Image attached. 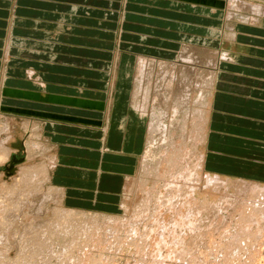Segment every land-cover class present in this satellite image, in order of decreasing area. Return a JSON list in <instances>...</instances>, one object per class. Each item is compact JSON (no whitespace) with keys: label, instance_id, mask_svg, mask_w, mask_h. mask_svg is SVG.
Returning a JSON list of instances; mask_svg holds the SVG:
<instances>
[{"label":"rangeland","instance_id":"374dc122","mask_svg":"<svg viewBox=\"0 0 264 264\" xmlns=\"http://www.w3.org/2000/svg\"><path fill=\"white\" fill-rule=\"evenodd\" d=\"M8 4L12 14L10 23L8 21V24L0 25V38L3 41L1 50H4L5 43L10 37L11 43L9 53L7 52L8 60H5V51L3 53L0 73H3V77L5 72L8 74V78H3L1 85L6 80L10 81L8 86H12L13 91H10L13 92V98L9 97L10 99L5 101V98L0 97V146L8 149L7 158L4 159L5 161H0V199L5 198L6 204L8 206L12 204V207L7 206L9 209L4 213L6 218L3 216L4 219L0 218L4 220L0 222L3 225L0 224L2 226H0V232L6 228V233L11 230L8 231V236L3 231L4 236L8 238L6 240L3 234H0V245L8 248L0 247V264H34V262L35 264H78L79 262V264H160V262L161 264H264V219L256 220V223L246 224L244 221L242 223L239 220L241 216L238 214L241 209L240 205L238 206L240 200L236 199L237 195L241 194H237V190L242 189L243 185L252 187L251 182H257V185L264 184V15L258 12L259 9H264V0H189L188 2L182 0H30V2L8 0ZM241 5H247L249 8L243 9ZM36 32L46 34V40L40 42L42 43L40 48L33 46V43H37L33 40H38L33 38ZM193 49L194 52H192ZM186 54L196 56L199 65L197 63V70L191 75L192 90L188 104L183 107V112H180L182 117L186 114L185 120L181 117L178 122L170 120L174 115L171 103L174 105V99L177 100L180 97L176 96L166 107L168 111L166 113L169 115L166 120L167 130L162 134L161 132L153 133L154 139L147 140L151 109L148 116H141L133 106L137 103V97L141 102L142 95L141 91L139 92L141 88L140 84L138 85L139 81L136 79L138 78L137 65L141 59L148 61L150 65L147 71L151 73L152 83L141 82L144 90L151 84L150 87H154L158 82L157 75L161 72L160 63H169L173 69L171 73L173 71L180 73L176 67L180 65L175 63L180 60L181 55L186 56ZM210 77H214V86L210 83ZM197 78L205 81L202 89L205 91L209 105L200 104L198 91L200 85L196 84ZM165 83L163 81L161 84L158 83L161 85L160 95L164 93ZM181 92L180 88L179 95ZM25 93H30L31 101L24 98L22 94ZM153 95L152 92L151 99ZM42 101L46 104L37 103ZM201 115H205L207 122L203 130L205 142L201 141L199 144L194 141L202 135L199 136L197 132L200 129L198 122L202 124L201 118L199 119ZM39 116H44L45 119H39ZM172 124L175 127H171ZM178 125H183V130L177 128ZM84 132H87L86 135ZM175 144L178 146H174ZM36 146L39 148L36 149ZM183 146L188 148L185 150L188 153V157L186 156L188 160L184 158L185 164L183 161V163L180 162L182 166H179V169H182L183 165L186 168L190 164H192L191 167L193 166L196 150L202 161L205 158L206 164L204 170L203 168L196 170L195 180L197 181H194L196 185L191 182L188 183L189 186L185 184L187 189H182L185 195L181 196L182 190L179 193L180 198L183 199L176 197L178 200L174 198V201L177 203L172 202L169 206L172 207L176 203L173 206L176 209L189 198L191 201V197L197 202L201 200L199 204L206 202L205 205L207 203V205H213L224 197H227L231 204H235L232 205L233 207L225 205L226 199H223L224 201L218 206L226 207V209L223 208L224 210L221 208L223 212L219 208L216 210L215 206H213L214 210L209 207L206 209L207 212L199 216L197 231L195 229L191 232L192 235L188 233L185 237L181 229H178L179 232L176 227L171 229L174 225L177 226L172 225V222L176 218L175 215L181 211L178 209L183 207H178L174 211L176 214L171 207H165L164 198L166 200L169 196L170 188L165 191L163 187L164 183V186L167 185L169 176L173 174L172 171L169 172L170 160L183 152ZM171 149L179 151L175 154L176 150ZM2 156L0 149V157ZM166 156L170 157L169 161ZM160 157L164 159L166 157L167 160H165L170 164ZM42 168L48 171L47 176L37 174L42 171ZM26 172L29 173L28 177ZM163 172L167 174H161ZM168 173L170 175L167 177ZM213 174L219 175L222 182L229 183L227 191L223 188L215 190L214 186L209 184V177L215 178ZM29 175L31 178L35 176L34 181ZM162 175L169 179H164L165 176L162 177ZM27 178L33 182L30 183V179L27 180ZM19 181L26 185L23 186ZM28 185H31V188ZM154 187H156L155 191ZM190 187L193 188L191 197L186 195ZM23 188H26L28 192H25ZM33 189L37 190V193ZM31 191L34 192L33 196H30ZM24 192L28 195V208L27 210L24 208L22 212H16L19 205L21 207V202L24 203L26 200ZM155 193H160V198L163 199L160 201L158 194ZM18 195L25 199L19 200ZM41 197H45L47 201ZM155 198L161 203L157 201L159 207L164 204L160 207V222L158 219L154 220L153 216L159 210L156 200H153ZM16 199L19 200V205ZM41 200L45 201L41 202L42 205H40ZM145 201L150 203L154 201L153 204H156L157 208L154 205L155 208H153L152 203L150 205ZM142 202H145L144 210L148 207L152 209L144 211L142 207H139L143 205ZM30 206L36 207L28 212ZM37 208H39L38 211ZM169 208L172 210L169 211ZM136 209H138L137 212ZM184 209L188 210V206L186 205ZM7 211L10 215H7ZM141 211L149 213L150 221L154 220L160 224V227L159 224L158 226L156 223L153 224L154 222L148 224L149 216H145L146 214ZM137 214L142 216L137 217ZM157 214L156 218H158ZM170 215H174L173 220ZM37 216L41 217L37 218ZM218 216L219 218L221 216V220ZM11 217L13 218L9 220ZM223 218L225 221L222 220ZM7 219L10 222L16 221L15 226L18 223V228L13 227L14 223L11 222L10 229L8 226L10 222ZM131 219H134L136 223L134 220L131 223ZM39 222L41 224H37ZM125 222L128 226L131 224L138 226V229L133 230L135 234L128 229L130 227H127ZM143 223L149 225L145 230ZM5 225H7L6 228ZM156 226L159 231L163 230L162 233L160 232L161 235L164 234L163 240L168 232L177 231L176 237L182 235L179 238H181L180 241H184V244L180 242L179 249L182 247L180 253L178 252L180 255L173 254L174 234H168L173 235L171 238L166 237L168 241L170 240L169 243L172 242L170 246L168 245L169 247L167 246L168 248L164 251L161 249V252L158 249L153 250L157 244L156 241L161 242L159 238V240L154 239L155 236L160 237V233L155 232L154 229L156 234L152 231L154 238L151 239L152 234L150 235L148 230ZM23 229L25 232L31 229L30 232L34 231V234L37 232L33 241L30 239L32 234L24 236ZM142 232L143 234L140 235ZM105 233V241L109 245L106 242L102 243ZM137 234L140 238L147 234L148 240L143 241L144 237L139 239ZM15 236H19L24 244L27 243L26 248H22L24 244H21L20 238L18 240ZM23 236L27 240L23 239ZM123 236L126 237L125 240ZM90 237L96 238L95 241ZM88 240L92 243H88ZM28 241L32 244L28 245ZM168 241L167 244H169ZM163 242L165 245L166 239ZM236 242L238 243L235 244ZM40 245H42L41 248ZM19 248L22 252L26 251L22 253ZM169 248L172 255L168 251ZM176 249H178L177 246ZM152 250L156 252L157 259L152 255L154 254ZM181 250H184L185 256ZM165 252L169 253V257ZM149 254L152 255L151 258ZM40 255L41 257L38 258ZM161 258L165 260L161 261Z\"/></svg>","mask_w":264,"mask_h":264},{"label":"bare ground","instance_id":"6f19581e","mask_svg":"<svg viewBox=\"0 0 264 264\" xmlns=\"http://www.w3.org/2000/svg\"><path fill=\"white\" fill-rule=\"evenodd\" d=\"M242 6V5H241ZM243 7V9H248L249 8V6H247V5H243L242 6ZM241 7V8H242ZM255 10H258V9H255ZM259 14H261V15H264V9H259ZM230 15V14H229ZM195 50L193 49V51L192 52H194ZM181 54V53H180ZM196 57V56H195ZM194 57V55L193 54H190V55H187L186 54V56H183V55H181L180 57H179V61L178 62H176L175 64H177V65H180V66H176L177 67V69H178V71H180V73L179 72H172L171 73V70H173V69H171V65L169 64V63H160V70H161V72H159V75H157L158 76V79H157V81L158 82H156V84H155V86L154 87H150V86H147L144 90H143V84H141V82H144V81H146L147 82V84L149 83V82H151V73H150V71H147V68H148V70H149V66L150 65H148V61H145L144 59H141L140 61H139V63H138V65H137V68H138V70H137V74H138V78H136L137 79V81H139L138 82V85L141 87V88H139V92H140V94L142 93V95H141V102H139L138 101V98L139 97H137L136 98V104L135 105H133L134 106V108H135V110L141 115V116H148V113L150 112V109H151V112H150V116H151V120L149 121V123H148V127H147V134H148V137H147V140H151V139H154L153 138V133H160L161 132V134L164 132V131H166L167 130V128H166V120L169 118V115L166 113V112H168L167 111V108L166 107H168L169 106V102L171 101V99L172 98H174V97H176V96H180L179 97V99H174V105H172V103H171V106H172V110H173V113H174V115L172 116V118L170 119L171 121H179L180 119H179V117H181V118H185V116H186V114H185V116H183L182 117V115H180V112L183 110V107H185V105H187L188 104V101H189V99H190V93H191V80H192V74L194 73V72H196V70H197V66L199 65V62H197V59ZM184 62V63H183ZM150 63V62H149ZM197 63H198V65H197ZM177 69H174L175 71H177ZM151 70V69H150ZM199 72V71H198ZM194 77V76H193ZM195 79V78H194ZM166 82L164 85H165V88L163 89L164 90V93H163V95H160V93H159V89H160V87H161V85H159V84H161V82ZM152 83V82H151ZM159 83V84H158ZM210 83H211V85H213V83H214V77L212 78V77H210ZM146 84V85H147ZM196 84L200 87V88H198V91H199V98H200V104H202V105H206V104H208L209 105V103H208V99H207V97H206V95H205V91L202 89V85H204L205 84V81H201L199 78H197V80H196ZM135 88H136V86H135ZM180 88H181V94L179 95V90H180ZM136 91V90H135ZM153 92V98L151 99V93ZM177 92H178V94H177ZM136 95H137V93H136ZM183 95V96H182ZM161 97H163V99L161 98ZM185 99V100H184ZM207 105V106H208ZM163 106H164V108H163ZM183 112V111H182ZM200 114H201V112H200ZM203 114V113H202ZM149 118V117H148ZM201 118V119H200ZM179 119V120H178ZM199 119L202 121V124L200 125L199 124V122H198V127L200 128L197 132H198V134H199V136H200V138L199 139H197L196 141H194V142H196V143H201V141L204 143L205 142V135L203 134V130H204V126L206 125V122H207V118H205V115H201V117H199ZM185 120V119H184ZM170 121V122H171ZM182 122H183V120H182ZM180 125H181V123H180ZM185 125V124H184ZM200 125V126H199ZM179 126V125H178ZM177 126V128H179L180 130H183V125L182 126H179L178 127ZM186 126V125H185ZM171 127H175L173 124L171 125ZM182 127V128H181ZM1 132V131H0ZM165 133V132H164ZM183 134V133H182ZM156 135V134H155ZM196 135H197V133H196ZM204 135V136H203ZM198 137V136H197ZM171 139V138H170ZM182 139V138H181ZM183 140V139H182ZM195 140V139H194ZM151 142V141H150ZM178 142V141H177ZM177 142H175V143H177ZM180 142V141H179ZM183 142V141H182ZM174 143V142H173ZM181 145H182V143H180ZM179 144V145H180ZM1 145V144H0ZM173 145V144H172ZM171 145V146H172ZM177 144H175L174 146H176ZM4 146V145H3ZM154 146V145H153ZM178 146V145H177ZM176 146V147H177ZM195 146V145H194ZM7 147V146H6ZM180 147V146H179ZM184 147V146H183ZM182 147V148H183ZM34 148H35V146H34ZM39 147L38 146H36V149H38ZM185 148V147H184ZM183 148V152H181V153H178L177 151H179V150H177V149H179V148H177V149H171L172 151H174V150H176V153L175 154H177V157L176 158H174L173 159V157H175L176 155L174 154V153H172V154H174L175 156H173L172 154V158H171V160H170V157H167V159H168V161L170 160L171 162V166H170V168H169V165H168V168L170 169L169 170V172H171L172 171V175L171 176H169L170 175V173H168V175H167V177L169 176L170 177V179L169 178H167L165 175H162V177L163 176H165L164 177V179L165 178H167V179H169L167 182H166V184L167 185H165L164 186V184H163V187L165 188V191H166V189L168 188H170V190L168 191V193L170 192V194H169V196H167L168 195V193H167V195H165V196H167L166 197V200H165V198H164V201H165V207L166 206H168V207H171V206H169L170 204H172V202H176L177 203V201H174L175 199H177L176 197H179L180 198V196L179 195H181V194H179V193H181V190L182 189H185V184H187L188 185V183L189 182H191V183H193V184H195L196 185V183L194 182V181H197V180H195L196 179V175H195V173L201 168H203V161L201 160V157H200V155H197L198 153V150H194L195 152H194V154L196 155L195 156V159H194V157H192L191 156V154H190V156H191V158H193L195 161V163L193 164V166L191 167L190 165H192V164H190V165H188V162L186 163L188 166H190V168L187 166V168H186V166L185 165H183V167L185 166V168L183 169V167H182V169H179L181 166H180V162H182L183 161V159L184 158H187L188 157V153L187 152H185V150H188V148L186 147L185 149ZM0 149H1V153L3 154V156H2V158L0 157V161H2V160H4L5 158H7V156H8V152H7V150L8 149H6V148H4V147H2V146H0ZM191 149V148H190ZM190 149H189V152H190ZM194 149V148H193ZM32 151V150H31ZM167 151V150H166ZM180 151H181V149H180ZM191 151H192V149H191ZM201 151V150H200ZM169 152H171V151H169ZM192 153V152H191ZM166 154V153H165ZM194 154H192V155H194ZM171 155H169V156H171ZM165 156V155H164ZM187 156V157H186ZM189 156V157H190ZM163 157V156H162ZM162 157H160V158H162ZM166 157H165V159H166ZM162 159H164V158H162ZM163 160L164 162H167V164H170V163H168V161H166V160ZM185 160V159H184ZM186 160H188V158L186 159ZM5 161V160H4ZM191 161V160H190ZM184 162V161H183ZM182 162V163H183ZM189 163H191V162H189ZM158 164H159V162H158ZM162 164V163H161ZM165 165H167L166 163H164ZM163 164V165H164ZM184 164H185V162H184ZM180 166V167H179ZM159 167V165L157 166V168ZM165 167H167V166H165ZM164 167V168H165ZM171 167H172V169H171ZM168 168H165V169H167L168 170ZM160 169V168H159ZM162 169H163V167H162ZM174 169V170H173ZM44 170V171H43ZM147 170V169H146ZM152 171H153V169H151ZM197 170V171H196ZM148 171V170H147ZM159 171V170H158ZM158 171H156V173H158ZM164 171H166V170H164ZM34 172V171H33ZM36 172V171H35ZM47 170H45L44 168H42V171L40 172V173H38L37 172V174H39L40 176L41 175H45V176H47ZM27 173V177H28V172H26ZM155 173V174H156ZM160 173V172H159ZM167 174L166 172H163V173H161V174ZM23 175H25V174H23ZM33 175V174H32ZM34 175L36 176V174L34 173ZM38 175V176H39ZM154 175V174H153ZM157 175V174H156ZM159 175V174H158ZM209 175V174H208ZM212 175V174H211ZM30 176V175H29ZM35 176H32V178H31V176H30V178L34 181V179L36 178V180H38L37 179V176L35 177ZM44 176V177H45ZM160 176V175H159ZM24 176H22V178H23ZM33 177H35L34 179H33ZM198 177V176H197ZM25 178V177H24ZM30 178H27V180L28 179H30ZM43 178V177H42ZM157 178V177H156ZM199 178V177H198ZM30 179V183L31 182H33L32 180ZM44 179V178H43ZM46 179V178H45ZM48 179V178H47ZM46 179V180H47ZM166 179V180H167ZM206 179V178H205ZM25 181H26V179H24ZM24 180H23V182H24ZM35 180V181H36ZM159 180V179H158ZM209 184H212L213 186H214V189L215 190H217V189H221V188H223L224 190H228V184L225 182H222L221 181V179L219 178V177H215V178H210L209 177ZM43 181V180H42ZM199 181V180H198ZM19 182H21L22 183V181H19ZM29 182V181H28ZM41 182V181H40ZM157 182V181H156ZM229 182V181H228ZM243 182V181H242ZM24 183H26V182H24ZM30 183H28V184H30ZM255 183V182H254ZM23 184V183H22ZM27 184V183H26ZM26 184H23V186L24 185H26ZM34 184V183H33ZM37 184V183H36ZM40 184V183H39ZM208 184V183H207ZM237 184V183H236ZM235 184V185H236ZM240 184V183H239ZM21 185V184H20ZM192 185V184H191ZM190 185V186H191ZM232 185V184H231ZM22 185H21V187H23ZM29 187L31 186V185H28ZM33 186V185H32ZM35 186V185H34ZM41 186V185H40ZM154 186H156V185H154ZM158 186V185H157ZM160 186V185H159ZM189 186V185H188ZM193 186V185H192ZM207 186H209V185H207ZM36 187V186H35ZM237 187L238 188H240L238 185H237ZM236 187V188H237ZM246 187V188H245ZM27 188V187H26ZM26 188H23V190L26 192L27 190H26ZM31 188V187H30ZM29 188V189H30ZM37 189H39L38 187H36ZM155 188L156 187H154L153 189H154V191H155ZM158 188V187H157ZM160 188V187H159ZM194 188H196V187H194ZM212 189H213V187H211ZM141 189V188H140ZM147 189V188H146ZM163 189V188H162ZM167 189V190H168ZM187 189V188H186ZM185 189V190H186ZM189 189V188H188ZM197 189V188H196ZM195 189V190H196ZM22 190V191H23ZM31 190V189H30ZM34 191H36V193H37V190H35V189H33ZM40 190H41V187H40ZM40 190H38V191H40ZM58 190V189H57ZM160 190V189H159ZM158 190V191H159ZM147 191V190H146ZM150 191V190H149ZM157 191V192H158ZM164 191V192H165ZM183 191L184 190H182V195L181 196H184L185 195V193H184V195H183ZM193 188L192 187H190V189L187 191L188 193L186 194V195H189L190 197H191V195L193 194ZM238 191V193L237 194H240V195H237V197L236 196H234V197H236V199L237 200H240V203L238 204V206L241 208L239 211H238V214H240V219L239 220H241V222L242 221H244L246 224H248L249 222H255L256 220H262V219H264V185H257V184H252V187L251 186H249L248 185V187L247 186H245V185H243V188L242 189H238L237 190ZM237 191H235V192H237ZM24 192V194H25V196H26V200H25V202L24 203H22L21 202V207H20V205H19V203L20 202H18L19 200H21L22 198H24V197H19V195H18V198H19V200H17L16 199V201L18 202V205H19V208H17L16 210V212H22L23 211V209L25 208H28V204H29V199H28V195H26V193ZM28 192V191H27ZM30 192V191H29ZM42 192V191H41ZM55 192V191H54ZM163 192V191H162ZM163 192V193H164ZM186 192V191H185ZM218 192H219V190H218ZM34 192H32L31 191V194H30V196H33L34 194H33ZM38 193H40V192H38ZM56 193V192H55ZM59 193V192H58ZM24 194H21V195H24ZM54 194V193H53ZM53 194H51V195H53ZM146 194V193H145ZM150 194V193H149ZM156 194V193H155ZM158 194V193H157ZM156 194V195H157ZM160 194V193H159ZM158 194V199L160 198V195ZM162 194V193H161ZM219 194V193H218ZM223 194V193H222ZM11 195H14V194H12L11 193ZM10 195V196H11ZM45 195V194H44ZM49 195H50V193H49ZM48 195V196H49ZM54 195H56V194H54ZM154 195V194H153ZM196 195V194H195ZM147 196V195H146ZM150 196H151V194H150ZM161 196H163V195H161ZM226 196H227V194H226ZM14 197V196H13ZM157 197V196H156ZM186 197V199H187V196H185ZM184 197V198H185ZM208 197V196H207ZM223 197V196H222ZM16 198V197H15ZM15 198H13V199H15ZM42 198V197H41ZM44 198L45 197H43L42 199L44 200ZM53 198V197H52ZM175 198V199H174ZM182 198V197H181ZM180 198V199H181ZM189 198V197H188ZM227 198V197H226ZM225 197L223 198V199H226ZM7 199H9V197L7 198ZM25 199V198H24ZM46 199V198H45ZM48 199H50L49 197H48ZM158 199L156 200V198L155 199H153L155 202H157L158 201ZM161 199H163L162 197L159 199L160 201H161ZM183 199V198H182ZM186 199H184V200H186ZM205 199V198H204ZM223 199H221L220 198V201L219 202H215L213 205H211V204H209V205H205V200H202V201H204L205 203H200L199 204V202L201 201H198L197 202V200L194 198V200H193V198L191 197V201H190V198L188 199V201H184L185 203H181L178 207L180 208H182L183 207V209H178V211L179 210H181V211H177L178 213H177V215H175L176 214V212H174V211H176V209L178 208H176L175 209V207H173L176 203H174L173 205H172V211H173V213H175L174 215L176 216V218H174V222H172V225L173 224H176L177 226H175L174 225V228H171V229H175V227L177 228V231H178V229H181V233H182V235L184 234V237L185 236H187V234L188 233H191L192 231H194L195 229H196V231H197V228H196V226L198 225V220H200L199 219V216L203 213V212H207V210L206 209H209V207H210V209L211 208H213V210H214V207L213 206H215V208H216V210H217V208H219L220 210H221V208L223 209V208H225L226 209V207L224 206H222V204H221V208L220 207H218V206H220L219 204H220V202H222V201H224ZM233 199V198H232ZM231 199V200H232ZM235 199V200H236ZM5 198L3 199H0V218H3L4 217V213L6 212V210H8L9 208H7V204H6V202H5ZM10 200H12L11 198H10ZM148 200H151V199H149L148 198ZM178 200V199H177ZM219 200V199H218ZM234 200V199H233ZM236 200V201H237ZM9 201V200H8ZM46 201H47V199H46ZM154 201H153V203H154ZM160 201H158L159 202V204H161L160 203ZM182 201V200H181ZM13 202V201H12ZM43 203V202H45V201H40V203ZM48 202H49V200H48ZM146 202V201H145ZM145 202H142L143 203V205H141V206H139L140 208L142 207L143 208V206H144V203ZM158 202H157V205L156 206H158L159 204H158ZM8 203V202H7ZM16 202H14V204H15ZM42 203L40 204V205H42ZM147 204L148 203H150V201L149 202H146ZM152 203V202H151ZM151 203H150V205H151ZM152 203V206L154 205ZM225 205H228V206H232V205H235L234 203L233 204H231V201L230 200H228V199H226L225 200ZM224 203H223V205H224ZM238 203V202H237ZM9 204H11V203H9ZM48 204V203H47ZM146 204V205H147ZM184 204H186L187 206H188V210H185L184 209V207H186V205L185 206H183ZM12 205V204H11ZM11 205H9V206H11ZM16 205H17V203H16ZM17 205V206H18ZM40 205H39V208H40ZM149 205V206H150ZM154 205V206H155ZM178 205V204H177ZM8 206V207H9ZM15 206V205H14ZM13 206V207H14ZM45 206V205H44ZM44 206H42V207H44ZM153 206V208H155ZM163 206H164V204H163ZM163 206H160V207H163ZM212 206V207H211ZM12 207V206H11ZM10 207V208H11ZM31 207V206H30ZM36 207V206H35ZM35 207H31V208H29V210H28V212H30V209H32V208H35ZM41 207V208H42ZM145 207V206H144ZM159 207V206H158ZM160 207H159V212H160ZM167 207V208H168ZM233 207V206H232ZM238 207V208H239ZM15 208H16V206H15ZM39 208H37V211H38V209ZM157 208V207H156ZM14 209V208H13ZM148 209H150L149 207H148ZM148 209H145L146 210V212L148 211ZM152 209V208H151ZM150 209V210H151ZM163 209V208H162ZM218 209V210H219ZM232 209V208H231ZM11 210V209H10ZM27 210V209H26ZM137 210L138 209H136V212H137ZM143 210H144V208H143ZM144 210V211H145ZM149 210V211H150ZM154 210V209H153ZM170 210V208H169V211H171ZM212 210V209H211ZM224 210V209H223ZM34 211V210H33ZM35 211H36V209H35ZM34 211V212H35ZM41 211V213H43L42 212V209L40 210ZM156 211V210H155ZM158 211H156L155 212V214L153 215L154 216V220H157L158 219V221H159V215H161V212H160V214H159V212ZM163 211V210H162ZM168 211V212H169ZM210 210H208V212H209ZM222 211V210H221ZM235 211V210H234ZM9 212H11V211H9ZM45 212V211H44ZM135 212V213H136ZM139 212V211H138ZM141 212H143V211H141ZM146 212H143V213H145L146 214ZM151 212V211H150ZM153 212V211H152ZM166 212H167V209H166ZM165 212V213H166ZM167 212V213H168ZM212 213H214L213 211H211ZM217 211H215V213H216ZM223 212V211H222ZM221 212V213H222ZM7 213H8V211H7ZM53 213V212H52ZM142 213V214H143ZM158 213V214H157ZM162 213H164V212H162ZM173 213H171V214H173ZM220 213V212H219ZM236 213V212H235ZM20 214V213H19ZM38 214H40V213H38ZM45 214V213H44ZM61 214V213H60ZM66 214V213H65ZM70 214V213H69ZM142 214H141V216H142ZM144 214V215H145ZM158 215L157 217L158 218H156V216L155 215ZM169 214V213H168ZM208 215L209 213H205V215ZM7 215H10L9 213L7 214ZM12 215V214H11ZM15 215V217H16V214H14ZM13 215V216H14ZM31 215H33V214H31ZM67 215V214H66ZM65 215V216H66ZM138 215V214H137ZM136 215V216H137ZM174 215H170V217H171V219L173 218V216ZM203 215V214H202ZM210 215V214H209ZM217 215H218V212H217ZM3 216V217H2ZM22 216V215H21ZM43 216V215H42ZM57 216V215H56ZM72 216V215H71ZM136 216H134V217H136ZM141 216H137V217H141ZM145 216H149V213H147ZM145 216H143L144 218H146ZM152 216V217H153ZM228 216V215H227ZM19 217V216H18ZM27 217V216H26ZM32 217H34V216H32ZM41 217V216H40ZM40 217H38L37 216V218H40ZM70 217V216H69ZM132 217V216H131ZM133 217V218H134ZM161 217V216H160ZM4 218H6V217H4ZM3 218V219H4ZM9 218V217H8ZM13 217H11L9 220H11ZM17 218V217H16ZM35 218H36V216H35ZM57 218H58V216H57ZM56 218V219H57ZM128 218V217H127ZM144 218H140V219H144ZM149 218V221H148V224H149V222H151L150 221V219H151V217L149 216L148 217ZM202 218V217H201ZM211 218H212V216H211ZM214 218V217H213ZM218 218H219V216H218ZM218 218H216V219H218ZM225 218V217H224ZM224 218L222 219V220H224ZM2 219V220H3ZM45 219V218H44ZM63 219V218H62ZM135 219H137V218H135ZM140 219H138V220H140ZM170 219V218H169ZM231 219V218H230ZM229 219V220H230ZM2 220H0V222L2 221ZM8 220V219H7ZM8 220V221H9ZM14 220H15V218H14ZM13 220V221H14ZM30 220V219H29ZM31 220H35V219H31ZM30 220V221H31ZM41 220H43L42 218H41ZM132 220V222L131 223H133V220L134 219H131ZM147 220V219H146ZM154 220H152V222L151 223H153V224H155L156 222L154 221ZM161 220V219H160ZM173 220V219H172ZM219 220H221V216H220V218H219ZM4 221V220H3ZM6 221V220H5ZM11 221L12 223H14V224H12L13 225V227L15 226V222L16 221ZM52 221V220H51ZM119 221V220H118ZM128 221V222H129ZM137 221V220H136ZM142 221V220H141ZM157 221V222H158ZM171 221V220H170ZM217 221V220H216ZM225 221V220H224ZM10 222V221H9ZM11 222L10 223H8V226L10 227V225H11ZM36 222V221H35ZM35 222H33V224L35 223ZM49 222V221H48ZM127 222V221H126ZM125 222V223H126ZM138 222H140V221H138ZM160 222V221H159ZM209 222H210V220H209ZM218 222V221H217ZM216 222V223H217ZM223 222V221H222ZM237 222H239V221H237ZM258 222V221H257ZM5 223H7V221L5 222ZM4 222H3V224H5ZM47 223V222H46ZM45 223V224H46ZM64 223V222H63ZM97 223H98V221H97ZM101 223V222H100ZM119 224H120V222H118ZM134 223H136L135 222V220H134ZM171 223V222H170ZM213 222H211V224H212ZM215 223V224H216ZM225 223V222H224ZM236 223V222H235ZM243 223V222H242ZM244 223V224H245ZM256 223V222H255ZM1 224V223H0ZM10 224V225H9ZM37 224H41L40 222L39 223H37ZM36 224V225H37ZM109 224V223H108ZM123 224V221H122V223H121V225ZM127 224V223H126ZM144 224V223H143ZM158 224L159 223H156V225L158 226ZM234 224V223H233ZM239 224V223H238ZM250 224V223H249ZM254 224V223H253ZM2 225V224H1ZM0 225V226H1ZM17 225H18V223H17ZM17 225L15 226V227H17ZM23 225V224H22ZM25 225V224H24ZM47 225V224H46ZM50 225H52V224H50ZM57 225V224H56ZM64 225V224H63ZM111 225V224H110ZM109 225V226H110ZM132 225H134V224H131V225H129L128 226V224H127V227H130V228H128L129 230H132L131 232L132 233H134V229H138L137 227V225L136 226H132ZM3 226V225H2ZM1 226V227H2ZM28 226H30L29 225V223H28ZM32 226V225H31ZM34 226V225H33ZM48 226V225H47ZM114 226V225H113ZM126 226V225H125ZM145 226V227H144ZM144 230H145V228L146 227H148L147 225H145L144 224ZM156 226V228H154V227H152L153 229L152 230H148L147 232L151 235L152 234V231L155 229V232L157 231V232H161V231H163L162 229L159 231L158 229V227ZM161 226H164V225H161ZM170 226V225H169ZM212 226V225H211ZM221 226V225H220ZM227 228H228V226L227 225H225ZM250 226V225H249ZM248 226V227H249ZM252 226V225H251ZM7 227V225H5V228ZM8 227V228H9ZM12 227V226H11ZM11 227H10V229H11ZM25 227V226H24ZM24 227H22V228H24ZM41 227V226H40ZM60 227V226H59ZM74 227V226H73ZM90 226H88V228H89ZM151 227V226H150ZM159 227H160V224H159ZM171 227V226H170ZM173 227V226H172ZM180 227V228H179ZM242 227V226H241ZM246 227V226H245ZM4 228V227H3ZM4 228V229H5ZM18 228V227H17ZM29 228H31V227H29ZM35 228V227H34ZM33 228V229H34ZM44 228H46V226L44 227ZM93 228H94V226H93ZM112 228V227H111ZM123 228V227H122ZM126 228V227H125ZM164 228H165V226H164ZM220 228V227H219ZM238 228H240V227H238ZM1 229V228H0ZM14 228H12V230H13ZM26 229H27V227H26ZM32 229V230H33ZM67 229V228H66ZM81 229V228H80ZM91 229V228H90ZM108 229V228H107ZM113 229H115V226H114V228ZM124 229V228H123ZM127 229V228H126ZM143 229V228H142ZM157 229V230H156ZM167 229H168V225H167ZM216 229V228H215ZM221 229V228H220ZM242 229H243V227H242ZM257 229V228H256ZM5 230H7V228L5 229ZM5 230H2V232H0V234L2 233L3 234V231H4V234H8V231H11V230H8L7 231V233L5 232ZM15 230H16V228H15ZM24 230V229H23ZM38 229H36V231H37ZM48 230V229H47ZM109 230V229H108ZM206 230V229H205ZM219 230V229H218ZM224 230H228V229H225L224 228ZM31 231V229L29 230H27L26 232H28L27 234H25L26 232H25V230H24V236L26 235V236H28V235H30V232ZM35 231V232H36ZM40 231V230H39ZM43 231V230H42ZM91 231V230H90ZM96 231V230H95ZM110 231H111V229H110ZM127 231V230H126ZM167 231V230H166ZM171 231V230H170ZM176 231V232H177ZM180 231V230H179ZM178 231V232H179ZM203 231V230H202ZM220 231V230H219ZM218 231V232H219ZM247 231H249L248 229H247ZM254 231V230H253ZM256 231V230H255ZM23 232V231H22ZM34 232V231H33ZM31 233L32 235V237H30V239H31V241H33L32 239H33V237H34V235L35 234H37V232L34 234V233ZM45 232H46V230H45ZM48 232V231H47ZM97 232V231H96ZM130 232V233H131ZM135 232H136V230H135ZM144 232V231H143ZM143 232L140 234V235H142L143 234ZM146 232V231H145ZM154 231H153V233H155ZM174 232V231H173ZM167 233L166 234V237L167 236H170V235H168V234H174V238L172 237V241L174 240V246H175V249H173L174 250V252H173V254H175L176 255V253H178L179 251H180V249H182V247H180V249H179V246L181 245L180 244V242H182V240L180 241V239L181 238H179L180 236H182V235H180V236H177L176 237V232H174V233ZM208 232H210V230L208 231ZM214 232V231H213ZM241 232V231H240ZM240 232H239V234H240ZM257 232V231H256ZM255 232V233H256ZM17 233V232H16ZM44 233V232H43ZM54 233V232H53ZM58 233V232H57ZM68 233H69V231H68ZM79 233V232H78ZM84 233V232H83ZM88 232H86V234H87ZM126 233V232H125ZM129 232H127V234H130ZM131 233V235H133ZM136 233H138V232H136ZM147 233V234H148ZM162 233V232H161ZM161 233H160V237L162 236V235H164V234H162L161 235ZM200 233V232H199ZM199 233H197L198 235H199ZM212 233V232H211ZM222 233V232H221ZM252 233V232H251ZM4 234H3V236H4ZM45 234V233H44ZM49 234V233H48ZM47 234V235H48ZM79 234H81V233H79ZM85 234V233H84ZM89 234V233H88ZM91 234V233H90ZM115 234V233H114ZM118 234H120L119 233V231H118ZM118 234H117V236H118ZM126 234V235H127ZM135 234V233H134ZM139 234V233H138ZM137 234V236H139V239H143V237L144 236H142L141 238H140V235H138ZM146 234V235H147ZM156 234V233H155ZM205 234V233H204ZM206 234H207V232H206ZM213 234V233H212ZM211 234V235H212ZM226 234V233H225ZM225 234H224V236H225ZM238 234V235H239ZM242 234V233H241ZM249 234V233H248ZM247 234V235H248ZM262 234V233H261ZM19 235H20V233H19ZM21 235H22V233H21ZM51 235V234H50ZM75 235V234H74ZM99 235V234H98ZM108 235V234H107ZM109 235L111 236V234L109 233ZM113 235V234H112ZM125 235V234H124ZM146 235H145V237H144V239H143V241L145 240V239H147L148 240V237H146ZM149 235V236H150ZM191 235H192V233H191ZM190 235V236H191ZM231 234H229V236H230ZM233 235V234H232ZM237 235V234H236ZM236 235H234V236H236ZM252 235V234H251ZM255 235H257V234H255ZM264 235V234H263ZM8 236V235H7ZM23 236V237H24ZM78 236V235H77ZM84 236V235H83ZM91 236V235H90ZM104 236H106V233H105V235H103V237ZM114 236V235H113ZM129 236V235H128ZM128 236H127V238H128ZM136 236V237H137ZM158 236V235H157ZM171 236H173V235H171ZM171 236H170V238H171ZM195 236H197V235H195ZM220 236V235H219ZM223 236V235H222ZM226 236H228V235H226ZM250 236V235H249ZM252 236H254V235H252ZM259 236V235H258ZM1 237H2V235H1ZM5 237V236H4ZM16 237V236H15ZM14 237V238H15ZM18 237V240H19V236H17ZM16 237V238H17ZM22 237V236H21ZM36 237H37V235H36ZM41 237V236H40ZM58 237V236H57ZM64 237V236H63ZM87 237V236H86ZM89 237V236H88ZM99 237V236H98ZM102 237V236H101ZM115 237V236H114ZM124 237V236H123ZM131 237H133V236H131ZM160 237H156L155 236V238L153 237V234H152V237H150L151 239H157V240H159V241H161V242H157L156 241V243H154V242H152V244H156L155 245V247H153V250H155V249H158V250H160V252H161V249H163V251H164V249H166V248H168L169 246H170V244L172 243H169V241H168V239L165 237L164 238V240H163V237L164 236H162V238H160ZM237 237V236H236ZM242 237V236H241ZM247 237V236H246ZM245 237V238H246ZM251 237V236H250ZM10 238V237H9ZM27 238V237H26ZM35 238V237H34ZM74 238V237H73ZM80 238V237H79ZM91 239H93L92 237H90ZM113 238V237H112ZM111 238V239H112ZM125 238L126 237H124L123 239L125 240ZM134 238V237H133ZM159 238V239H158ZM198 238V237H197ZM196 238V239H197ZM201 238V237H200ZM199 238V239H200ZM220 238V237H219ZM239 238V237H238ZM253 238V237H252ZM255 238V237H254ZM6 239H8V238H6L5 237V240ZM12 239V238H11ZM23 239H25V237L23 238ZM38 239V238H37ZM42 239V238H41ZM40 239V240H41ZM45 239H46V237H45ZM85 239V238H84ZM88 239V238H87ZM94 239H96V238H94ZM93 239V241H95ZM109 240H110V237L108 238ZM114 239V238H113ZM119 239V238H118ZM137 239V238H136ZM165 239H166V244H167V241H168V243L169 244H165L164 245V242L163 241H165ZM183 239V238H182ZM188 239H190L191 240V238H188ZM237 239V238H236ZM250 239V238H249ZM1 240H3V238L1 239ZM25 240H27V239H25ZM28 240H29V238H28ZM39 240V241H40ZM80 240V239H79ZM101 240V239H100ZM104 240V241H103ZM115 240H116V238H115ZM115 240H113V241H115ZM120 240V239H119ZM128 240V239H127ZM129 240H131V239H129ZM155 240H152V241H155ZM187 240V239H186ZM189 240V241H190ZM238 240V239H237ZM247 240H248V238H247ZM20 241H21V238H20ZM76 241V240H75ZM85 241H86V239H85ZM97 241V240H96ZM102 243L104 244V242H106L105 241V237L102 239ZM121 241H123L122 240V238H121ZM136 241V240H135ZM204 241V240H203ZM231 241V240H230ZM229 241V242H230ZM246 241V240H245ZM244 241V242H245ZM7 242V241H6ZM24 242H26V241H24ZM36 242V241H35ZM44 242V241H43ZM91 241L90 240H88V243H90ZM101 242V241H100ZM110 242V241H109ZM137 242V241H136ZM139 242V241H138ZM140 242H141V240H140ZM163 242V244H161ZM184 242V241H183ZM182 242V243H183ZM188 242V241H187ZM191 242V241H190ZM235 242V241H234ZM246 242H248V241H246ZM3 243V242H2ZM12 243V242H11ZM19 243V242H18ZM23 243V241H21V244ZM29 243H31L32 244V242H29L28 241V245H29ZM52 243V242H51ZM56 243V242H55ZM92 243V242H91ZM90 243V244H91ZM95 243V242H94ZM98 243H99V241H98ZM102 243H100V245L102 244ZM107 243V242H106ZM114 243V242H113ZM118 243V242H117ZM126 243V242H125ZM145 243V242H144ZM148 243H149V241H148ZM193 243H194V241H193ZM238 242H236L235 244H237ZM251 243V242H250ZM0 244H1V242H0ZM20 244V243H19ZM18 244V245H19ZM24 244V243H23ZM27 244V243H26ZM26 244H24L23 246H22V248H26ZM38 244V243H37ZM36 244V245H37ZM66 244V243H65ZM70 244H72V243H70ZM86 244H87V241H86ZM103 244H102V246H103ZM108 244V243H107ZM116 244V243H115ZM120 244H122V243H120ZM130 244V243H129ZM138 244V243H137ZM136 244V245H137ZM142 244V243H141ZM151 244V245H152ZM184 244V243H183ZM15 245V244H14ZM42 245H43V243H42ZM42 245H40V248H41V246ZM64 245V244H63ZM74 245V244H73ZM109 245V244H108ZM113 245V244H112ZM154 245H152V246H154ZM160 245H162L161 246V248H160ZM169 245V246H168ZM245 245V244H244ZM252 245V244H251ZM2 245H0V247H1ZM9 246V245H8ZM13 246V245H12ZM39 246V245H38ZM86 246V245H85ZM87 246H88V244H87ZM122 246V245H121ZM121 246H118V247H121ZM132 246V245H131ZM149 246H150V244H149ZM168 246V247H167ZM176 246L178 247V249H176ZM186 246V245H185ZM190 246V245H189ZM247 246V245H246ZM21 247V246H20ZM138 247V246H137ZM151 247V246H150ZM149 247V248H150ZM232 247V246H231ZM1 248H6V249H8L7 247H1ZM10 248V247H9ZM29 248V247H28ZM39 248V247H38ZM37 248V249H38ZM44 248H46V247H44ZM83 248V247H82ZM86 248V247H85ZM97 248V247H96ZM139 248V247H138ZM148 248V247H147ZM171 248H173V247H171ZM235 248V247H234ZM242 248V247H241ZM250 248V247H249ZM69 249H71V248H69ZM137 249V248H136ZM135 249V250H136ZM187 249V248H186ZM216 249V248H215ZM227 249V248H226ZM1 250H3V249H1ZM19 250L21 251V249L19 248ZM23 250V249H22ZM28 250V249H27ZM34 250V249H33ZM49 250H50V248H49ZM96 250V249H95ZM138 250V249H137ZM148 250V249H147ZM152 250V253L154 252V254H152L154 257L157 255L156 254V252L155 251H157V250H155V251H153ZM168 250V249H167ZM185 250V249H184ZM184 250H181L182 251V254H184L183 252H184ZM197 250V249H196ZM231 250V249H230ZM235 250V249H234ZM241 250H243V249H241ZM6 251H8V250H6ZM24 251H26V250H23V252ZM31 251V250H30ZM43 251V250H42ZM83 251H84V248H83ZM149 251V250H148ZM168 251H170V248H169V250ZM22 252V251H21ZM22 252V253H23ZM37 252V251H36ZM46 252V251H45ZM137 252V251H136ZM139 252V251H138ZM141 252H143V251H141ZM160 252H158V254H160ZM189 252V251H188ZM5 253V252H4ZM6 253H8V252H6ZM22 253H20L21 255H22ZM49 253V252H48ZM53 253V252H52ZM63 253V252H62ZM66 253V252H65ZM166 253V252H165ZM170 255H172V252L170 251ZM180 253V252H179ZM178 253V254H179ZM190 253V252H189ZM232 253V252H231ZM3 254V253H2ZM30 254V253H29ZM36 254V253H35ZM58 254V253H57ZM81 254V253H80ZM83 254V253H82ZM167 254V256L169 257V253H166ZM177 254V255H178ZM181 254V255H182ZM234 254V253H233ZM7 255V254H6ZM25 255V254H24ZM33 255V254H32ZM46 255V254H45ZM69 255H70V253H69ZM90 255V254H89ZM139 255H140V253H139ZM151 255V256H152ZM174 255V256H175ZM180 255V254H179ZM26 256V255H25ZM48 256V255H47ZM68 256V255H67ZM141 256V255H140ZM149 256H150V254H149ZM151 256H150V258H151ZM160 256H162V254L160 255ZM163 256H165V254L163 255ZM184 256H185V254H184ZM27 257V256H26ZM31 257V256H30ZM33 257V256H32ZM36 257V256H35ZM39 257H41V255L40 256H38V258ZM69 257V256H68ZM80 257V256H79ZM86 257V256H85ZM157 257L158 256H156L155 258L157 259ZM170 257H172V256H170ZM226 257V256H225ZM45 258H46V256H45ZM55 258V257H54ZM191 258V257H190ZM233 258V257H232ZM237 258V257H236ZM240 258V257H239ZM42 259V258H41ZM44 259V258H43ZM62 259V258H61ZM67 259V258H66ZM154 259V258H153ZM162 259H164L165 260V258H161V261H162ZM169 259V258H168ZM176 259H179V258H177L176 257ZM181 259H182V257H181ZM45 261H46V259H44ZM43 260V262H45ZM138 260V259H137ZM163 260V261H164ZM183 260V259H182ZM186 260V259H185ZM191 260V259H190ZM228 260V259H227ZM233 260V259H232ZM41 261V260H40ZM48 261V260H47ZM60 261V260H59ZM93 261V260H92ZM96 261H98V260H96ZM103 261V260H102ZM112 261V260H111ZM154 261V260H153ZM172 261V260H171ZM27 262V261H26ZM88 262V261H87ZM86 262V263H87ZM106 262V261H105ZM170 262V261H169ZM224 262V261H223ZM231 262V261H230ZM259 262V261H258ZM46 263V262H45ZM65 263V262H64ZM80 263V262H79ZM78 263V264H79ZM83 263V262H82ZM91 263V262H90ZM158 263H159V261H158ZM34 264H35V262H34ZM44 264V263H43ZM63 264V263H62ZM77 264V263H76ZM93 264V263H92ZM95 264V263H94ZM109 264V263H108ZM141 264V263H140ZM154 264V263H153ZM160 264H161V262H160ZM164 264V263H163ZM232 264V263H231ZM237 264V263H236Z\"/></svg>","mask_w":264,"mask_h":264},{"label":"crops","instance_id":"0c3cea01","mask_svg":"<svg viewBox=\"0 0 264 264\" xmlns=\"http://www.w3.org/2000/svg\"><path fill=\"white\" fill-rule=\"evenodd\" d=\"M25 1V0H24ZM28 2H30V0H27ZM182 1H186L188 2L189 0H182ZM200 1V0H199ZM12 10L10 9V6L8 4V0H0V25H4V24H8V21L10 23V15L12 14L11 12ZM66 11V10H65ZM24 13L26 14V12L24 11ZM71 13V12H70ZM60 14V13H59ZM67 14V13H65ZM25 17H30V16H25ZM11 29V28H10ZM49 36V35H48ZM51 36V35H50ZM1 37V36H0ZM51 37H55V36H51ZM33 38H37L38 40H33V41H37V43H33V46L37 47V48H40L42 46V43L40 42H44L46 40V34H42L41 32H36L34 34V37ZM59 39V38H58ZM60 40V39H59ZM2 38H0V71H2V64H3V53L5 51L6 53V58L5 60H8V53H9V49H10V43H11V37L10 39L7 40V43H5V48L4 50L2 51L1 50V47H2ZM46 46H53V45H47V44H44ZM8 52V53H7ZM2 78V79H1ZM3 78L7 79L8 78V74H6L5 72V76L3 77V73L1 74L0 73V88H2V86H4V88H2L0 90V97L1 98H5V101H7V99H10L9 97L13 98V90H12V86H8L10 85V81L9 80H6V82L4 84L1 85L2 83V80ZM215 82V80H214ZM213 86H214V83H213ZM10 87V88H9ZM12 90V91H10ZM9 94V95H8ZM24 96L25 99H29V101H31L30 99V93H25V94H22ZM5 96V97H4ZM38 97H41L40 95H38ZM32 98V97H31ZM34 99V98H32ZM35 100V99H34ZM11 102V101H10ZM13 102V101H12ZM31 103V102H29ZM32 103H35V102H32ZM37 103H41V105H44V103L46 104V102L42 101V102H37ZM14 104V103H13ZM14 111H12L13 113ZM136 112V111H135ZM39 119H45L44 116H39ZM12 123H13V119H12ZM9 124V123H8ZM55 129H56V126H55ZM87 132H84V135H86ZM91 134V133H89ZM113 156V155H112ZM205 158H203V170L205 168ZM210 175V174H209ZM213 176L215 177H219L221 178L219 175L217 174H213ZM239 181H244V180H241L239 179ZM252 184L254 182H251ZM255 184H258L257 182H255ZM261 185V184H260ZM264 185V184H263Z\"/></svg>","mask_w":264,"mask_h":264},{"label":"water","instance_id":"95a60500","mask_svg":"<svg viewBox=\"0 0 264 264\" xmlns=\"http://www.w3.org/2000/svg\"><path fill=\"white\" fill-rule=\"evenodd\" d=\"M11 170H12V171L14 170L12 166H11Z\"/></svg>","mask_w":264,"mask_h":264}]
</instances>
